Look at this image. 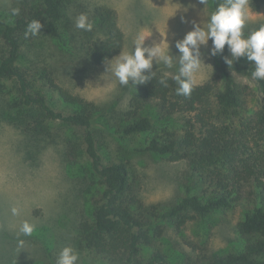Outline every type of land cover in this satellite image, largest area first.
Instances as JSON below:
<instances>
[{
    "label": "trees",
    "instance_id": "obj_1",
    "mask_svg": "<svg viewBox=\"0 0 264 264\" xmlns=\"http://www.w3.org/2000/svg\"><path fill=\"white\" fill-rule=\"evenodd\" d=\"M75 2L18 0L7 17L0 16V92L11 94L5 106L16 109L14 121L36 143L50 134L52 124L65 126L67 161L88 160L99 187L90 198L91 217L79 223V246L99 264H172L160 245L167 225L181 232L192 220L244 201L247 208L235 223L243 248L210 251L206 241L188 242L195 253L182 264H264V80L252 77L254 62L245 57L228 65L224 58L231 59V53L225 44L215 55L211 77L196 83L188 97L176 92L177 73L154 66L152 78L134 86L123 112L105 114L95 101L61 83L55 67L38 53L56 41L73 60L100 65L122 51L124 32L116 11L95 1ZM223 2L212 0V12ZM14 7L20 9L18 16L11 15ZM80 13L87 14L91 31L75 27ZM33 19L43 27L37 36L25 38ZM53 96L75 107L57 108ZM102 115L114 135L131 142L143 137L133 150L187 161L191 181L186 193L170 205L146 202L130 161L103 158L98 135L106 130L98 121Z\"/></svg>",
    "mask_w": 264,
    "mask_h": 264
},
{
    "label": "rangeland",
    "instance_id": "obj_2",
    "mask_svg": "<svg viewBox=\"0 0 264 264\" xmlns=\"http://www.w3.org/2000/svg\"><path fill=\"white\" fill-rule=\"evenodd\" d=\"M17 1L0 0V16L7 17L9 8ZM94 1L116 11L125 40L120 53H130L137 37L145 33V47L161 42L168 44L174 67L169 69L155 60L152 67L162 66L172 75L179 68L176 42L192 29V21L203 26L212 13V0H207L205 5L199 0H76L75 4ZM249 7L253 17L246 20L242 30L250 33L264 24V0H249ZM211 49V39L199 46L202 62L194 74L196 83L214 72L215 55ZM38 53L55 67L61 83L95 101L105 114L119 115L135 94L134 86H122L114 75L106 72L107 62L120 53L100 65L85 59L73 60L56 41L47 42ZM234 77L252 85L244 77ZM10 95L0 92V264H56L64 246H71L77 252L76 264H99L78 243L79 223L91 217L90 198L99 187L88 160L82 157L73 164L67 161L65 137L69 130L65 126L52 124L50 134L36 143L14 121L16 109L5 106L6 101H12ZM53 101L57 108L66 111L75 107L55 96ZM105 118L102 115L98 119L106 126L98 134L102 156L105 160L130 161L136 186L146 202L170 205L186 193V185L191 181L187 161L170 162L155 153L133 150L143 137L126 141L113 134ZM13 208L18 214H13ZM246 208V203L241 201L226 211L192 220L181 232L167 225L160 245L172 264H182L186 255L195 253L188 242L206 241L210 251L241 250L245 240L236 231L235 223ZM25 220L34 225L30 236L19 231V225Z\"/></svg>",
    "mask_w": 264,
    "mask_h": 264
},
{
    "label": "clouds",
    "instance_id": "obj_3",
    "mask_svg": "<svg viewBox=\"0 0 264 264\" xmlns=\"http://www.w3.org/2000/svg\"><path fill=\"white\" fill-rule=\"evenodd\" d=\"M199 3L205 5L207 0H199ZM19 14V8L11 9L12 16ZM252 17L249 0H224L210 14L203 26L192 21V29L176 42L179 68L173 79L178 85L176 88L178 95L190 96L196 84L194 74L201 67L202 62L199 46L206 44L209 39L212 40V55L222 52L227 44L231 59L227 57L224 59L228 65H232L234 59L246 57L255 65L254 71L251 73L252 77L264 80V24L251 31L246 37L242 33L246 20ZM74 23L76 28L83 31H91L93 28V24L85 13L76 16ZM42 27L39 20H31L26 25L25 38L37 36ZM146 36L147 34L141 33L130 53L122 52L107 62L106 72L114 75L120 85L135 86L146 83L153 76V72L150 70L154 60L156 63L162 62L169 69L174 67V57L169 54L168 44L161 42L151 47H145L143 41ZM160 83L167 86L164 79H161ZM12 211L14 215L18 214L17 209L13 208ZM19 231L25 236H30L34 231V225L26 220L22 221ZM77 260V252L71 246H64L59 252L56 264H76Z\"/></svg>",
    "mask_w": 264,
    "mask_h": 264
}]
</instances>
